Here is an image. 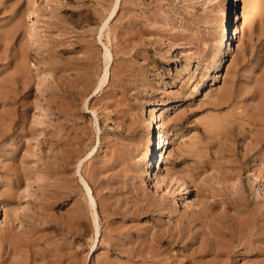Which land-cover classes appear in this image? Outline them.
I'll return each instance as SVG.
<instances>
[{
  "label": "rangeland",
  "instance_id": "1",
  "mask_svg": "<svg viewBox=\"0 0 264 264\" xmlns=\"http://www.w3.org/2000/svg\"><path fill=\"white\" fill-rule=\"evenodd\" d=\"M115 2L0 0V264H264V0Z\"/></svg>",
  "mask_w": 264,
  "mask_h": 264
},
{
  "label": "bare ground",
  "instance_id": "2",
  "mask_svg": "<svg viewBox=\"0 0 264 264\" xmlns=\"http://www.w3.org/2000/svg\"><path fill=\"white\" fill-rule=\"evenodd\" d=\"M118 1L119 0H116V2H115V5H114V8H113V10H112V12H111V16L115 13V11H116V8H117V5H118ZM245 1V4H247L249 1L251 2V0H244ZM233 2V1H232ZM226 3H227V1H226ZM253 3V2H252ZM251 4V3H250ZM247 6V5H246ZM37 10V9H36ZM234 11V10H233ZM235 13V12H234ZM36 14V13H35ZM236 14V13H235ZM109 15V16H110ZM231 15V14H230ZM237 15V14H236ZM234 16V15H233ZM34 18H35V16H34ZM234 18V17H233ZM35 20V19H34ZM34 25V24H33ZM225 25H224V30H225ZM224 32V31H223ZM222 32V33H223ZM226 32V31H225ZM224 35L225 34H222V39L224 38ZM31 44L32 45H35V43H34V41L32 40L31 41ZM146 55V54H145ZM105 61H106V64L108 65L109 64V62H110V60H111V56H110V53H109V50L108 49H105ZM56 62V61H55ZM57 63V62H56ZM121 65V64H120ZM108 67V66H107ZM57 69V68H56ZM181 70V69H180ZM122 73V72H121ZM121 73L120 72H118V73H113V75H114V78H116V76L119 78V82L118 83H120V84H123V82H124V77H122V79L120 78L121 77ZM107 76H108V74H107V71H106V73H105V75L103 76V78H102V80H101V82H100V84H99V87L102 85V84H104L105 83V81H106V79H107ZM178 76V75H177ZM51 77V76H50ZM54 79V78H53ZM117 81H118V79H117ZM125 81H127V80H125ZM39 86V85H38ZM79 86V85H78ZM38 88V90L40 89L39 87H37ZM122 89H123V87H122ZM37 90V91H38ZM54 100V99H53ZM39 104V103H38ZM41 107V106H40ZM151 109V108H150ZM153 111L154 110H150V116H151V118L153 119ZM156 116V115H155ZM159 116V115H158ZM151 119V120H152ZM156 119H157V117H156ZM155 120V119H154ZM161 120H162V118H161ZM160 120V121H161ZM211 120V119H210ZM211 122H213V121H211ZM163 123V122H162ZM223 121H219V120H214V122L213 123H211V127H212V129H215V130H217V129H219L223 124ZM225 126V125H224ZM159 127H161L160 126V124H158L157 125V128L159 129ZM162 128V127H161ZM219 131V130H218ZM161 133V132H160ZM159 135V134H158ZM164 137V136H163ZM212 137V136H211ZM162 139V137H160V136H158V145L159 144H162L163 142H164V139L163 140H161ZM169 140V139H168ZM171 141V140H170ZM166 142V141H165ZM168 142V141H167ZM166 142V143H167ZM172 142V141H171ZM169 143V142H168ZM163 147V146H162ZM153 152V151H152ZM150 154H151V152H150V149L148 150V154H147V157H148V159H147V161L145 162V164H147L148 162H149V160H150V158H149V156H150ZM151 161V160H150ZM37 178V177H36ZM39 178V177H38ZM236 178V177H235ZM183 181V180H182ZM83 182V184H84V186H85V188L87 189V191L89 192V189H88V187H87V184L84 182V181H82ZM172 193V192H171ZM91 200H92V202H93V199L91 198V196L89 197ZM130 200V199H129ZM89 201V200H88ZM182 201V200H181ZM156 203V202H155ZM91 204V203H90ZM121 205V204H120ZM93 206H94V203H93ZM121 207H122V205H121ZM158 207H160V204L158 205ZM194 207V206H193ZM91 208H92V206H91ZM178 208V207H177ZM161 209V208H160ZM159 209V210H160ZM163 209H164V207L162 206V209H161V211H163ZM20 210V209H19ZM18 210V211H19ZM155 210V209H154ZM178 210V209H177ZM175 212L176 211V209H174V210H172V212ZM180 211V210H179ZM171 212V211H170ZM177 212V211H176ZM169 213V212H168ZM179 213V212H178ZM200 212L198 211L196 214H199ZM14 214V213H13ZM93 218H94V223H95V235H98V225H97V215H96V212L94 211V216H93ZM190 218V217H189ZM202 218L203 219H205V220H209L210 219V217L208 216V217H205L204 218V216H202ZM187 219V218H186ZM198 219V218H197ZM196 220V216H195V219H194V221ZM184 221V220H183ZM200 221V220H199ZM204 221V220H203ZM186 222V221H185ZM191 222H193V221H191ZM191 222H187L188 224V226H190L192 223ZM184 223V222H183ZM178 225V224H177ZM177 225H176V228H177ZM203 225H204V227H203ZM203 225H202V227L204 228V230H207L206 232L207 233H204L205 231H203V235L201 236L202 237V241H204V243H209L210 241H211V239L209 238V234H210V232H211V229H210V227H209V225H207V224H205V223H203ZM185 226V225H184ZM59 227V226H58ZM183 224L182 225H180L179 224V226H178V229L175 231V232H173V231H165V229L163 230L162 229V231H165V232H162V233H151L150 234V236H152L151 237V242H156L157 244L158 243H160L161 241H163V242H166V243H168V245L170 244L171 245V243L172 244H176L177 242H184L183 240H182V238H184L183 237ZM199 227H200V225H199ZM201 228V227H200ZM169 229V228H168ZM167 230V229H166ZM202 230V229H201ZM68 232V231H67ZM160 232V231H159ZM193 232V231H192ZM200 232V231H199ZM187 233V232H186ZM187 236H188V233H187ZM199 236V235H198ZM187 238V237H186ZM141 239V242L140 243H144V242H146L147 241V238L145 237H143L142 236V238H140ZM140 239H139V241H140ZM59 240V239H58ZM66 242V241H65ZM162 242V243H163ZM68 244H70V243H68ZM67 245V244H66ZM121 245V244H120ZM133 246V245H132ZM117 247V246H116ZM123 247V246H122ZM144 247V246H143ZM158 247V246H157ZM146 248V247H145ZM119 249V248H118ZM121 249V248H120ZM119 249V250H120ZM147 249H149V251H143V250H137L136 252H135V250L133 249H129L128 251H126V252H120V253H124V254H126L127 256H128V258H130V259H134V258H137V257H141L142 258V260H141V262L142 261H145L146 260V254H150V253H152V251H150V247H147ZM146 249V250H147ZM202 251V250H201ZM119 253V252H118ZM148 254V255H149ZM155 254V253H154ZM197 254V253H196ZM230 254V253H229ZM102 255V254H101ZM104 256V255H103ZM152 256V255H151ZM214 256V255H213ZM149 257V256H148ZM192 257V256H191ZM201 257V256H200ZM217 257V256H216ZM102 258V257H101ZM104 258V257H103ZM156 258V257H155ZM226 259V258H225ZM230 259V258H229ZM148 260H150V259H148ZM153 260V259H152ZM227 260V259H226ZM121 262V261H120ZM220 262V261H219ZM143 263V262H142ZM150 264V263H149ZM219 264V263H218Z\"/></svg>",
  "mask_w": 264,
  "mask_h": 264
}]
</instances>
